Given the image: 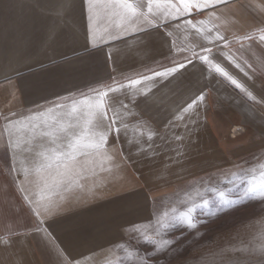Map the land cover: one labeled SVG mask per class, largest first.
<instances>
[{
	"label": "crops",
	"instance_id": "0c3cea01",
	"mask_svg": "<svg viewBox=\"0 0 264 264\" xmlns=\"http://www.w3.org/2000/svg\"><path fill=\"white\" fill-rule=\"evenodd\" d=\"M33 3L34 0H0V238H8L7 229L23 232L29 222L23 195L13 181L16 175L12 171L13 163L21 173L27 170L21 178L29 193L43 195L45 200L52 199L65 209L63 219L49 231L56 237L63 254L74 260L84 256L86 250L95 252L102 246H110L124 234L123 226L133 220L134 193L149 196L152 190L211 172L228 165L227 159L264 148V42L259 39L264 34L260 31L264 29V12L241 7L264 5V0H233L211 19L207 13L193 18L204 21L205 33L208 29H218V34L228 40L226 46L222 42L209 43L204 33L196 34L192 30L174 31L172 39L181 49H191L194 45L211 48L214 62L220 63L244 87L236 88L219 74L201 75L199 69H190L174 79L144 82L134 89L110 94L114 107L128 125L127 141H115L114 146L110 141L99 153L90 151L87 156H78L79 169L73 173L72 182L65 181L49 192L45 184L58 179L59 163L51 150L62 145L58 150L66 151L67 143L63 138L53 142V136L44 135L59 127V124L52 127L44 124L46 120L52 123L50 116L54 113L40 109L45 114L31 122L39 126L34 129L30 126L27 117L33 116L29 111L35 107L32 101L43 105L41 97L48 100L68 97L60 102L70 109L73 101L94 96L90 89L127 85L129 79L151 75L149 69L160 71L175 66L173 61L182 62L183 57L170 53L158 41L150 45V51L131 39L127 43L109 42L101 51H96L93 45L99 47V41L90 39L86 49L89 21L80 0H75L60 21L52 11L38 15ZM54 24L56 35L49 42V28ZM93 25L95 35L107 40L106 30L115 31V18L101 7L97 9ZM216 35L213 31L210 39ZM246 36L253 39H240ZM109 51L113 54L111 59L106 55ZM234 64H240L244 71ZM12 69H19L20 76ZM5 74L12 77L15 87L7 86L8 82L3 80ZM213 75L215 79L211 78ZM200 91L205 92L206 99L199 108L184 113V121L165 127L172 114L178 115ZM145 92L147 102L142 95ZM121 103L127 105V110L121 108ZM77 107H80L78 103ZM9 112L19 113L15 119L29 125L13 137L20 144L15 153L6 149L3 116ZM86 118L82 113L81 126ZM60 119L75 123L67 116ZM190 121L199 122L195 147L186 160L173 163L178 147L173 143V136L183 134L184 124ZM150 132L159 134V138L154 136L155 159L138 158L140 150H133L131 144L139 142L147 148L143 140ZM41 152L49 159L41 156ZM121 155L125 158L121 159ZM18 259L24 264H54V256L35 236L16 239L9 247L0 244V264H16Z\"/></svg>",
	"mask_w": 264,
	"mask_h": 264
},
{
	"label": "snow or ice",
	"instance_id": "6c2138e0",
	"mask_svg": "<svg viewBox=\"0 0 264 264\" xmlns=\"http://www.w3.org/2000/svg\"><path fill=\"white\" fill-rule=\"evenodd\" d=\"M232 2L233 0H80L82 9H86L87 11L89 21L88 31L85 34L86 49L90 39L99 41V47L95 44L93 45L96 51H101L109 42L127 43L129 39L140 48L150 51V45L154 41H158L160 46L166 47L170 53L182 56L183 61H173L175 66L164 67L160 71L149 69L151 75H143L140 79H129L127 85L120 84L117 87H108L106 90L90 89L89 91L95 93V95L91 97L86 96L79 102L73 101L70 109L69 105L60 102L61 100H67L68 97L57 96L54 100L41 97L44 100L43 105L32 101L35 107L29 111L33 112V116L27 117L30 126L33 129L39 126L31 122L36 116L45 114L40 109H45V112L48 114L54 113V115L50 116L52 123L49 124L46 120L44 124L49 127L59 124V127L55 128L54 132H47L44 135L53 136V142L63 138L67 143L66 151L58 150L62 145H57L56 148L51 150L59 163L57 164L58 179H54L52 184H45L49 192L61 187L65 181L69 184L72 182L73 173L79 169L78 156H87L90 151L99 153L110 141L113 143V146L115 141L121 139L125 142L127 141L126 133L128 131V125L124 123L122 113L114 107L115 101L110 94L120 92L125 88L134 89L136 85H141L144 82L174 79L177 76H183L190 69H199L201 75L205 72L219 74L225 77L236 88L241 89L244 87L220 63L214 62V54L211 48L203 45H194L191 49H181L172 39L174 31L180 29L186 31L192 30L196 34L204 33V39L209 43L222 42L226 46L228 40L225 36L218 34V29H208L205 33L204 21L193 18L203 16L207 13L211 19L216 16L217 11L227 7ZM74 4L75 0H55V3H51L50 0H34L33 10L41 16L52 11L56 20L60 21L64 19L66 13ZM245 6L253 7L264 12V5H241V7ZM101 7L108 10L110 17L115 18V31L106 30L107 40L95 35L93 25L94 18L97 15V9ZM56 27L57 25L54 24L49 28V42H52L56 35ZM213 31H216L217 35L210 39ZM260 31L264 33V29H260ZM240 39L251 40L253 37L246 36ZM259 39L261 42H264V34ZM197 47L199 51H197ZM189 52L190 55L188 54ZM106 55L111 59L113 54L109 51ZM228 60L234 63L232 57H228ZM234 66L240 69V71H244L240 64H234ZM248 67L251 68V65H248ZM11 71L15 72L18 77L20 76L19 69H12ZM245 75L247 76L248 74L245 72ZM20 78L26 79L24 77ZM211 78L215 79V75ZM3 80L8 82V87H15L11 82V76L5 74ZM136 92L139 93V90L137 89ZM125 94L127 95V93ZM142 95L145 102H147V92ZM248 95L252 99H255L251 92ZM205 99V92L200 91L199 95L195 99H192L191 103H188L186 107L179 110L178 115L175 113L172 114V119L165 127H169L178 121H184V113H188L194 107L199 108L201 102ZM77 103L80 107H77ZM48 105H51V107H48ZM121 108L127 110V105L121 103ZM82 113L87 118L84 119L83 125L81 126L80 117ZM18 115L20 114L9 112L8 115L3 116L4 133L7 135L6 149L12 153H15L16 149L20 146L18 141H13V137L23 127L29 126L23 124L22 120L15 119ZM62 116H67L69 121L75 120V123L62 122L60 119ZM198 123V121H190L184 124L182 128L183 134H175L173 136V143L178 145L173 163L186 160L190 152L194 149V137L197 135ZM262 131H264V126H262ZM154 136L159 138L157 132H150L147 139L143 140V144L147 145V148L142 147L139 142L131 144L133 150H140L138 158L155 159L156 148ZM118 154H120V150H118ZM40 155L44 156L45 159H49L43 152ZM124 158L121 155V159ZM126 158L131 159V156ZM48 167H51V165L49 164ZM12 171L16 172L13 181L16 182L17 189L23 195L29 222L23 232L17 233L12 229H7L9 236L7 239L0 238V244L9 247L16 239H26L29 236L39 237L44 246L54 256V264H76L74 260H69L63 254V251L56 243V237L49 231L52 229L53 224L63 219L65 209L52 199L45 200L43 195L37 197L36 194L29 193V188L26 186L25 180L21 178L22 175L27 174V170L21 173L15 168L13 163ZM229 191L232 190L229 189ZM256 197H264V170L260 172L259 178L253 175L247 179L246 185L240 190L236 199L225 198V193L221 191L219 193V203L216 206V213L224 214L228 211H234L239 207H243L245 202L253 201ZM145 198L147 199V197ZM209 204V200H203L201 205L188 208L187 211L181 212L178 215L166 212L163 216L157 217L156 224L160 227L156 229V235H161V228L171 229L172 231H181V228L196 231L200 225L199 221L194 222L193 213L195 207L207 208ZM145 228L146 226L142 224L129 225V232L133 237V241L136 240L137 236L141 234L142 229ZM169 235L170 238L164 240L144 236V246L150 248L151 251H145L143 253L140 251L130 252L129 256L138 257V264H168V261L181 254L183 246L180 244V241L184 239L182 231L180 235L174 237L170 233ZM137 247H139V244H137ZM16 264H24V262L22 259H18ZM184 264H187V262L185 261ZM234 264H264V249H261L259 252L241 249L237 253V259L234 261Z\"/></svg>",
	"mask_w": 264,
	"mask_h": 264
},
{
	"label": "rangeland",
	"instance_id": "374dc122",
	"mask_svg": "<svg viewBox=\"0 0 264 264\" xmlns=\"http://www.w3.org/2000/svg\"><path fill=\"white\" fill-rule=\"evenodd\" d=\"M227 161L228 165L214 168L211 172L152 190L149 196L134 193L133 220L130 224H142L146 228L133 241L130 224L126 223L124 234L110 246H102L95 252L86 250L84 256L74 259L76 264H138L139 258L130 257L129 253L151 251L144 246V236L164 240L170 238L169 233L174 237L181 231L184 235L180 241L183 246L181 254L168 264H184L185 261L187 264H234L241 249L256 252L264 249V197L245 202L243 207L234 211L216 213L221 191L225 193V198L236 199L247 179L253 175L259 178L264 170V148ZM157 185H161L160 182ZM203 200H209L210 204L207 208L195 207L194 222L199 221L200 225L196 231L161 228V235H156V229L160 227L156 224L157 217L166 212L178 215L201 205ZM141 209L143 211L140 212Z\"/></svg>",
	"mask_w": 264,
	"mask_h": 264
}]
</instances>
